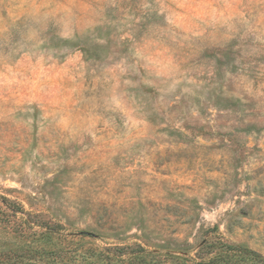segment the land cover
I'll use <instances>...</instances> for the list:
<instances>
[{
    "label": "rangeland",
    "instance_id": "1",
    "mask_svg": "<svg viewBox=\"0 0 264 264\" xmlns=\"http://www.w3.org/2000/svg\"><path fill=\"white\" fill-rule=\"evenodd\" d=\"M134 244L264 260V0H0V264Z\"/></svg>",
    "mask_w": 264,
    "mask_h": 264
},
{
    "label": "trees",
    "instance_id": "2",
    "mask_svg": "<svg viewBox=\"0 0 264 264\" xmlns=\"http://www.w3.org/2000/svg\"><path fill=\"white\" fill-rule=\"evenodd\" d=\"M58 229L47 228L45 236H55ZM82 236V235H81ZM199 260H186L184 258L161 257L152 254L138 244L127 246L106 247L100 250L98 256L100 259L93 264H235L236 257L245 262H264L259 256L252 251L231 245H225L223 250L207 252ZM91 257H94L93 255ZM62 259V257H58ZM63 260V259H62Z\"/></svg>",
    "mask_w": 264,
    "mask_h": 264
}]
</instances>
